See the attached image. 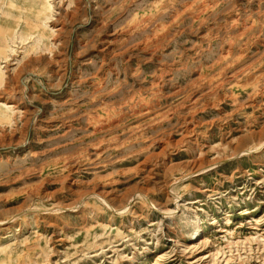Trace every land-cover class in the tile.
Listing matches in <instances>:
<instances>
[{
  "label": "rangeland",
  "instance_id": "374dc122",
  "mask_svg": "<svg viewBox=\"0 0 264 264\" xmlns=\"http://www.w3.org/2000/svg\"><path fill=\"white\" fill-rule=\"evenodd\" d=\"M138 1L139 15L166 6L161 25L146 29L144 52L112 59L118 76L89 106L86 63L99 57L80 48L105 0H79L62 20L66 45L30 62L24 44L36 30L50 38L19 0L32 42L17 41L0 89L17 111L0 134V264H264V0ZM139 97L143 117L127 108ZM72 106V128L55 126ZM9 173L22 179L5 184Z\"/></svg>",
  "mask_w": 264,
  "mask_h": 264
},
{
  "label": "bare ground",
  "instance_id": "6f19581e",
  "mask_svg": "<svg viewBox=\"0 0 264 264\" xmlns=\"http://www.w3.org/2000/svg\"><path fill=\"white\" fill-rule=\"evenodd\" d=\"M5 2H6V10H3L2 13L3 16L0 17V61H1L0 63L2 62L4 63V66L2 67L0 66V89L2 87V82L5 76L4 68L9 61L8 58L14 52H16L15 45L17 41H20V43L25 41L28 42L33 41L31 45L32 49L28 48L27 45H25L26 43L24 44V49L22 52L23 56L21 57V59L25 58L28 60V62L32 61L30 58L33 57V55H37L40 47H42V50L47 51L46 53L49 55V57H52L54 53L53 50H55L58 46H61L60 42L62 38H60L59 36L65 29L62 21L63 18L68 16L70 18L73 17L75 11L79 7V0H58V8H57L58 10L56 13L57 17L54 20L56 21V23L53 25H48L47 24L48 22H46V20L52 19V15H53L52 8L54 7L52 6V4H54V1L50 2V0H30L31 2L30 5L33 7L32 11L37 16L38 21L40 22V26L46 27V29H44V33L46 34L47 38H50L47 45L45 43H41V44L39 43L42 36L41 34L38 33L39 32L38 30L35 31L36 32L35 39L31 41V39L28 38V35L32 33V31L28 30V25L30 23V15L32 14V11L29 9V7L27 8L21 7L19 4V0H6ZM173 2L174 0H172V3ZM140 6L143 7L144 5L142 2L138 0H105V6L94 10L93 16L96 18L91 23L90 36L88 40H86L80 48L82 55L85 53H87L88 55L89 53L92 52L97 57H99L98 63H96L95 59L94 58L92 59V57H90L88 62L86 63V64H90V66L93 69V72L90 73L88 79L85 81V83H87L89 87H92L91 92H89L90 97L86 99V102L89 106H94L97 103H102V100H100L99 102H96L95 100L97 99V94H100L99 93L100 90L103 89V88L100 89V84L104 83L106 77L107 78L113 77L116 79V76H118L117 71L112 67V59H114L115 57L123 58L124 56H126L127 53L131 51L132 48L144 52L147 49L149 42L148 35L144 36L146 29L151 26H153L154 28L160 27L161 24H158V22H160L163 16L165 15L166 6L161 2H158L156 5H153L154 11L150 16H147L146 14L139 15L138 12H136L137 11L136 9L139 8ZM125 12H131V13L136 12V13L131 14L130 18H122V15ZM84 16L85 17L88 16L86 11L84 12ZM254 30H255V22L254 20H252L251 16L247 14L243 22V34L247 36L246 39H248V41H249V37L255 34L253 33ZM157 31L158 32L154 34L155 37L159 35V32L161 30L157 29ZM69 34L70 32H67L66 34L67 37ZM137 35L138 36L143 35L144 37L140 38L138 41L133 43L132 39L134 36ZM51 37L53 41L51 40ZM58 37L59 40L56 39ZM258 38L259 37L257 36L256 39ZM247 43L249 42H245L244 45H246ZM61 44L64 46L66 45V42L63 41L61 42ZM248 46L249 45L245 46V51L248 50ZM64 49L65 47L63 48V54H65ZM63 57L65 63L66 62L65 56L63 55ZM21 59L19 60L18 58L15 59L17 65H19V63L22 61ZM15 76L16 75H14L13 77L14 79L17 77ZM86 78L87 77H85V79ZM256 91L257 90L255 89L253 93L256 94ZM106 93L107 95H109L108 92ZM74 107L75 106H72L68 110L62 112V114L58 116L57 119L53 118L54 125L55 126L59 125L69 129L72 128V126L68 124L71 123L72 113L74 114L77 113V109H75ZM127 108L128 109L131 108L132 115H136L137 117L138 116L143 117L147 111V100L145 97H139L135 102H130V104L128 103ZM15 113H17L16 107L12 104H8L6 101L0 98V134L4 133L3 130L5 129V127L11 125V123L14 120ZM94 123H98V121H95ZM3 138L4 137H2V139ZM1 143L3 145L4 142ZM88 162H89V158H84L82 159V161L77 162V164L68 163L67 165H65L63 169L66 170L65 171L66 175L62 177V180L68 179L69 175L72 172H76L77 170H79L81 167L79 164L88 163ZM88 164H91V161ZM18 174H19L18 176L12 175L10 173L6 174L4 180L5 184L16 183L18 182V180H21L22 175L21 173ZM44 182L45 179L43 181V184ZM40 185L42 184L40 183ZM194 230L195 231L193 233V236L196 237L199 234V229L195 228Z\"/></svg>",
  "mask_w": 264,
  "mask_h": 264
}]
</instances>
